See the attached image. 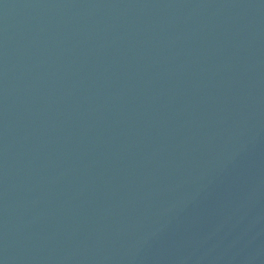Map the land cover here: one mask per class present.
<instances>
[{
  "label": "water",
  "instance_id": "obj_1",
  "mask_svg": "<svg viewBox=\"0 0 264 264\" xmlns=\"http://www.w3.org/2000/svg\"><path fill=\"white\" fill-rule=\"evenodd\" d=\"M0 264H264V0H0Z\"/></svg>",
  "mask_w": 264,
  "mask_h": 264
}]
</instances>
